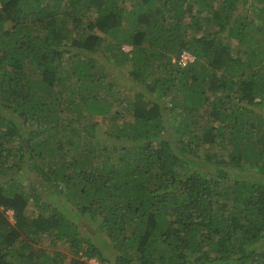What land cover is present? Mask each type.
<instances>
[{
    "label": "trees",
    "instance_id": "trees-1",
    "mask_svg": "<svg viewBox=\"0 0 264 264\" xmlns=\"http://www.w3.org/2000/svg\"><path fill=\"white\" fill-rule=\"evenodd\" d=\"M90 258L264 264V0H0V264Z\"/></svg>",
    "mask_w": 264,
    "mask_h": 264
},
{
    "label": "built area",
    "instance_id": "built-area-1",
    "mask_svg": "<svg viewBox=\"0 0 264 264\" xmlns=\"http://www.w3.org/2000/svg\"><path fill=\"white\" fill-rule=\"evenodd\" d=\"M194 55L187 51V50H182L179 54V56L175 59L178 65L184 66L188 62L193 61Z\"/></svg>",
    "mask_w": 264,
    "mask_h": 264
},
{
    "label": "rangeland",
    "instance_id": "rangeland-1",
    "mask_svg": "<svg viewBox=\"0 0 264 264\" xmlns=\"http://www.w3.org/2000/svg\"><path fill=\"white\" fill-rule=\"evenodd\" d=\"M125 48H128V46H125ZM126 66L129 67L128 64H126ZM102 121V119L100 120ZM62 249H64V247H62ZM64 250H67V249H64ZM68 261H66L64 264H67ZM83 264H99L98 260L96 258H90L87 260V263H83Z\"/></svg>",
    "mask_w": 264,
    "mask_h": 264
}]
</instances>
